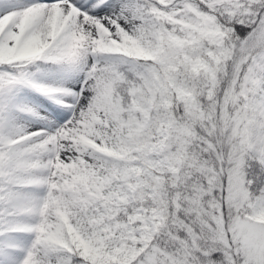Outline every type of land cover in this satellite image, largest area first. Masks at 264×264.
<instances>
[{
    "label": "snow or ice",
    "instance_id": "snow-or-ice-1",
    "mask_svg": "<svg viewBox=\"0 0 264 264\" xmlns=\"http://www.w3.org/2000/svg\"><path fill=\"white\" fill-rule=\"evenodd\" d=\"M0 264H264V0H0Z\"/></svg>",
    "mask_w": 264,
    "mask_h": 264
}]
</instances>
